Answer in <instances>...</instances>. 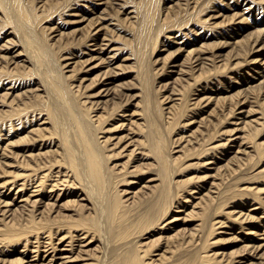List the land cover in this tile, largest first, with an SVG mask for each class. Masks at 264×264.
Here are the masks:
<instances>
[{"label": "bare ground", "instance_id": "obj_1", "mask_svg": "<svg viewBox=\"0 0 264 264\" xmlns=\"http://www.w3.org/2000/svg\"><path fill=\"white\" fill-rule=\"evenodd\" d=\"M48 1L0 0V264H258L264 0Z\"/></svg>", "mask_w": 264, "mask_h": 264}, {"label": "rangeland", "instance_id": "obj_2", "mask_svg": "<svg viewBox=\"0 0 264 264\" xmlns=\"http://www.w3.org/2000/svg\"><path fill=\"white\" fill-rule=\"evenodd\" d=\"M41 1L42 0H32V2H33V6H36L37 5V7H40V8H48L49 7V5L52 3V2H50V1H48L47 0V3H41ZM237 1H240V0H237ZM167 5H169L168 4V2H166V3H164V4H162V7L163 8H166V6ZM228 12V11H227ZM230 12V11H229ZM256 18L254 17V18H251L252 19V21H253V23H256V24H258V21H257V19H259V18H261V19H264V14H261V13H259V12H256ZM47 20V19H46ZM45 22V24L44 25H47V21H44ZM43 22V23H44ZM259 25V24H258ZM261 26V25H260ZM5 30H7V29H5ZM241 30H243V29H241ZM4 33H5V31L4 30H2V31H0V40H2V37L4 36ZM245 34L246 33H244L243 35H242V37L244 38V36H245ZM226 52H223L224 54H227V53H229L230 51H231V48H228L227 50H225ZM157 53L158 54H156V55H154V57L152 58V60H154V59H159V62L160 63H162V62H164V61H166V60H168V59H170V57H171V54H170V50H168V51H164L163 50V48H161L160 50H158L157 51ZM183 58H184V56H183ZM158 67V66H157ZM161 67V66H160ZM160 67H158V68H160ZM160 82H165V79H156L155 80V84H160ZM156 86V85H155ZM87 92H89V90H87ZM237 92H238V89L237 90H234L233 92H231V93H229L228 95H235L236 96V94H237ZM164 93H167V91L166 90H164V91H160V93H159V96L161 95V94H164ZM165 107L167 106L166 104H165V102L164 103H162ZM95 112H97V111H95ZM94 114H96V113H94ZM99 115H100V113H98ZM113 123V121H108L104 126H105V128H106V135H110L111 133H113L115 130L114 129H109L110 127H111V124ZM258 141L259 142H264V135L262 136V137H260L259 139H258ZM179 148H177L176 150H178ZM230 152V151H229ZM175 156H182V154L181 153H178V154H176ZM256 162H257V164H258V166H259V169H263V172L261 173V174H257V172H256V170L255 169H249V170H247L246 171V173H250L251 175H253V178H257V177H260V176H262V175H264V152L260 155V157L256 160ZM224 163V162H223ZM210 167V166H209ZM208 171V173H213V169H210L209 168V170H207ZM188 177H190V176H188ZM245 178H248V177H251V176H249V175H246V176H244ZM178 179H186V178H184V176H182V177H180V178H178ZM207 180H209V179H207ZM191 185V184H190ZM189 185V186H190ZM259 188H264V186H262V185H260L259 186ZM261 192V191H260ZM250 231H252V232H255L256 230L254 229V227L253 226H251L250 228H249V231L247 230V232H250ZM217 237V236H216ZM229 237H231V236H226V237H224L225 239H227V238H229ZM223 238V239H224ZM232 238V237H231ZM217 239H221V236H218L217 237ZM222 247H224V248H228V250H226V251H230V252H232L230 255H229V258L230 259H234L233 260V262L232 263H229V264H236V263H238L239 261L240 262H244L243 260H241L243 257H241L242 255H240V252H241V247H242V245L241 244H237V243H234L232 240L231 241H227V242H223L222 243ZM240 255V256H239ZM263 258H264V256H263ZM251 260H252V258H250ZM251 262H254V263H258V264H264V259H262V260H252ZM242 263H240V264H242ZM248 263H250V262H246L245 264H248Z\"/></svg>", "mask_w": 264, "mask_h": 264}]
</instances>
